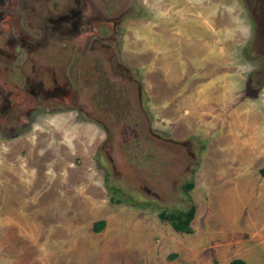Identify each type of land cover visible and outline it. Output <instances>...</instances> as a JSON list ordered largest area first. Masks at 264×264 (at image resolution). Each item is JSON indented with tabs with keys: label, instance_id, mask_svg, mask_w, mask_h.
<instances>
[{
	"label": "rangeland",
	"instance_id": "1",
	"mask_svg": "<svg viewBox=\"0 0 264 264\" xmlns=\"http://www.w3.org/2000/svg\"><path fill=\"white\" fill-rule=\"evenodd\" d=\"M240 1L108 0L138 9L82 16L80 54L109 46L83 56L72 97L0 110V264H264V46ZM16 151L36 170L11 182ZM187 194L190 232L159 216Z\"/></svg>",
	"mask_w": 264,
	"mask_h": 264
},
{
	"label": "flooded vegetation",
	"instance_id": "2",
	"mask_svg": "<svg viewBox=\"0 0 264 264\" xmlns=\"http://www.w3.org/2000/svg\"><path fill=\"white\" fill-rule=\"evenodd\" d=\"M240 2L252 19V46H264V0H241ZM96 4V0H0V72L2 74V76L0 74V110L2 112L7 111L13 103L18 104L21 99L22 102H28L29 106L34 108L37 104H47L46 102L60 106L62 102L69 99V96L72 97L69 93V90H73L70 82L71 75L79 78L78 76L90 73L87 68L88 61L83 56H89L94 48L98 50L100 46L103 51H106L109 46L102 41L99 45H95L97 39L92 38L84 54H80V47L75 44V41L72 44L70 37L75 33L82 37L80 33L82 16H89L93 20L95 16L106 15L108 11V13L115 12L117 15H123L126 12L129 13L130 9H138L134 2V5L128 4L125 7L124 2L113 6V3L108 0H102L100 9ZM51 23L55 28L50 26ZM5 29L7 32L10 30L11 33L17 31L16 38L11 33L4 34ZM52 29L58 32L53 34ZM27 31L29 34L26 36ZM48 40L52 42L50 47ZM15 42L20 46V50H15L13 44ZM43 51H53L57 55L52 59L36 56ZM259 51L264 58V49ZM17 54L23 56V58L21 56V63L14 61ZM107 60L109 62V58ZM110 61L117 64L111 57ZM129 70V66H125L127 79L137 84L139 89V79L131 75ZM14 72H17V75L11 78L9 74ZM88 79L89 75L86 77V80ZM79 80L80 78L77 79L78 82ZM11 82L19 85L23 89L20 92L29 94L30 98L27 99L20 92H13L9 87ZM85 82H83L84 85ZM120 130L125 131L127 128ZM156 135L159 137L158 133ZM110 138H112L111 135L108 136V139ZM108 158L118 160L113 155V151L112 154H108ZM144 183L147 184L146 181ZM144 189L149 190L148 187ZM125 193L121 195L125 196L127 194Z\"/></svg>",
	"mask_w": 264,
	"mask_h": 264
},
{
	"label": "trees",
	"instance_id": "3",
	"mask_svg": "<svg viewBox=\"0 0 264 264\" xmlns=\"http://www.w3.org/2000/svg\"><path fill=\"white\" fill-rule=\"evenodd\" d=\"M259 172L262 176H264V166L260 167ZM184 190L188 191L193 187V181L188 180L183 184ZM188 206H183L180 210L178 211H172V212H167V210H162L159 212V216L162 219H169L171 222V225L175 230L178 231H185V232H190L192 231V228L190 226V221L194 216V211H195V204L193 203L191 197L189 194H187ZM104 225V220H98L95 223V228L96 230H100ZM228 264H248L244 259L242 258H234L228 262Z\"/></svg>",
	"mask_w": 264,
	"mask_h": 264
},
{
	"label": "crops",
	"instance_id": "4",
	"mask_svg": "<svg viewBox=\"0 0 264 264\" xmlns=\"http://www.w3.org/2000/svg\"><path fill=\"white\" fill-rule=\"evenodd\" d=\"M160 41H162V39H160ZM184 86V85H183ZM240 113V112H239ZM33 125H38L37 124V121H35V123H33ZM27 138V135L26 136H23V135H19V136H17L16 138L17 139H20L21 141H22V139L23 138ZM26 138H25V140H26ZM29 139V138H28ZM11 140L12 139H7V140H5V141H9L10 143H11ZM12 142L14 143L15 141L14 140H12ZM239 142H242V144L243 145H240V144H237V146L239 145V146H244V143H243V140H240V141H238V143ZM12 144V143H11ZM44 144H43V142L40 144V146H38V148H37V152L38 151H40V152H43V150H44ZM2 151V153H9L10 155H11V153L10 152H8V151H6L5 149L3 150H1ZM12 151V150H11ZM15 155H17V157H16V159H15V162L13 163V159H11L12 161H11V163H9V165L11 166V165H13L14 164V166H12V168H14L13 169V172L11 171V173H10V170H9V173H10V176H9V179L11 180V182H13L14 181V179L15 178H17V179H24V178H26V175L30 178V175H32V173H34L35 172V168H34V166H31L30 165V161L29 160H27V164L25 163V161H24V159L22 158V157H19V156H21V154L20 153H18L17 151L14 153ZM35 154V153H34ZM19 157V160H23L24 161V163L23 164H20V161L17 159ZM15 163H17V164H15ZM264 165H262L261 167H263ZM24 169H22V168ZM8 173V172H7ZM25 180V179H24ZM25 187H27V185L25 186ZM23 195H25L24 193H22ZM24 197V196H23ZM30 197V196H29ZM61 218H63V216L61 217Z\"/></svg>",
	"mask_w": 264,
	"mask_h": 264
}]
</instances>
